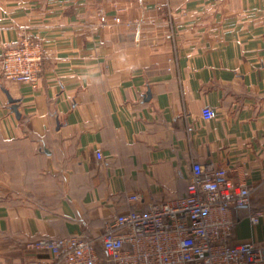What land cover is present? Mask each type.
<instances>
[{"label":"crops","instance_id":"crops-1","mask_svg":"<svg viewBox=\"0 0 264 264\" xmlns=\"http://www.w3.org/2000/svg\"><path fill=\"white\" fill-rule=\"evenodd\" d=\"M0 6V58L24 34L44 55L38 88L0 75V264H33L51 255L30 241L98 239L115 215L183 196L193 161L250 186L229 241L264 246V0Z\"/></svg>","mask_w":264,"mask_h":264},{"label":"built area","instance_id":"built-area-1","mask_svg":"<svg viewBox=\"0 0 264 264\" xmlns=\"http://www.w3.org/2000/svg\"><path fill=\"white\" fill-rule=\"evenodd\" d=\"M139 34L140 29L137 38ZM168 37L173 39V34ZM43 56L41 42L24 34L4 50L0 75L38 88ZM206 108L213 109L205 106L202 113ZM250 198V186L236 183L227 166L193 161L183 196L115 215L98 239L42 237L27 247L51 255L33 264H255L264 258V246L229 241L235 224L233 209L248 206ZM129 199L140 201L142 196L132 194ZM262 213L253 211L251 221L257 223ZM98 242L105 256L98 251Z\"/></svg>","mask_w":264,"mask_h":264},{"label":"clouds","instance_id":"clouds-1","mask_svg":"<svg viewBox=\"0 0 264 264\" xmlns=\"http://www.w3.org/2000/svg\"><path fill=\"white\" fill-rule=\"evenodd\" d=\"M134 66H129L128 70H133ZM97 83H100V80L96 81ZM202 118L206 121H211L212 119H215V111L211 108L204 109L202 113Z\"/></svg>","mask_w":264,"mask_h":264},{"label":"water","instance_id":"water-1","mask_svg":"<svg viewBox=\"0 0 264 264\" xmlns=\"http://www.w3.org/2000/svg\"><path fill=\"white\" fill-rule=\"evenodd\" d=\"M9 100H10V102L12 103V108H13V110H14V112L15 113H17V115H20V112L18 111V99H15V98H13V97H9Z\"/></svg>","mask_w":264,"mask_h":264}]
</instances>
